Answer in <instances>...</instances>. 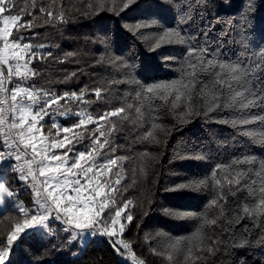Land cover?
<instances>
[{
	"label": "snow or ice",
	"instance_id": "obj_1",
	"mask_svg": "<svg viewBox=\"0 0 264 264\" xmlns=\"http://www.w3.org/2000/svg\"><path fill=\"white\" fill-rule=\"evenodd\" d=\"M138 2L139 0H120L119 6H116L115 0H112V5L106 7L108 0H94V10L97 13L100 10L118 13ZM164 2L173 6V25L164 26L148 47L149 50L155 51L162 45L185 46L179 56L161 57V63L165 65L169 60L179 61L176 68L178 75L169 80L144 84L133 76L131 79L138 87L126 95L133 96L138 103L128 101L94 117L79 104L74 110L68 104H61V100L90 104L93 101L85 100L84 97L91 91L96 100L106 102L110 101L109 94L114 89L107 86H97L93 89L85 87L79 92L73 90L56 95L51 89L37 88L35 85L18 84L12 89L7 87L13 76L27 81L38 75V72L30 67L33 60L52 58L60 63L65 60L54 57L52 50L42 51L45 48L50 49V45L23 43V36L11 38L14 27L30 29L37 26L34 13L47 16L49 19L44 21L45 23L50 22L56 13L46 7L37 8L35 0H22L24 6L19 8L17 0H0V170L11 168L17 173V178L25 181L34 194V207L28 209L14 199L16 194L13 186L0 180V206L10 203L11 210L23 213L24 217L23 222L16 223L8 234L6 245H0V264H11L9 257L12 245L22 234L27 232V235H51L55 230L50 227L49 220L58 222L62 225L61 230L70 234L66 244L76 243L78 248H81L86 247L97 236H106L118 254L132 253L131 243L120 239L134 219L132 214L123 215L125 223H121L122 214L133 204L132 200L125 201L115 210L114 215L110 214V218L102 217L109 201L115 204L116 198L111 194L119 191L116 185H120L124 178L125 170L122 164L118 165L117 162L129 158L114 155L116 146L113 143V133L120 129L112 117L125 121L132 116L133 119L129 122L136 124L143 117L141 109L145 102L149 114L156 113L160 107L175 110L183 104L180 115L191 117L200 114L197 109L202 102L204 114L217 109H230L239 114L231 120L221 121L222 123L238 127L258 122L261 128H264V111L249 113L253 108L264 110V39L247 31L252 26L253 14L257 10L255 0H246L245 8L235 19L230 15L216 16L211 23L203 26L200 21L205 19L208 10L214 6L213 0ZM13 9L17 11L14 13ZM24 15L33 18L21 24L19 22ZM58 19L62 23L69 22L63 12L59 13ZM216 24L222 25L218 33L215 32ZM125 27L131 34L136 35L140 29L149 27V22H134ZM210 33L217 36L216 41L211 39ZM36 35L39 34L34 33L33 37ZM147 35L149 34L140 32V38ZM224 37H228L229 45L238 46L234 57L222 51L225 46ZM105 42L100 39V43ZM75 55L74 52L65 53V57ZM107 62L116 68H135L134 63L130 64L119 55L109 56ZM97 63L103 64L105 61L97 60ZM4 66H7V75ZM74 77H77L75 71L66 76L65 80ZM122 82V79L113 77L108 83L118 85ZM194 99L196 103H193ZM157 100L161 103H155ZM57 115L80 118L75 123L64 126L56 121ZM46 116H51L52 122L48 126V132L44 133L46 125L41 121ZM101 121L108 124L104 131H101L105 127ZM90 124H95L96 127L90 129ZM163 127L160 123H154L153 130L146 131L137 137V140L143 142L150 138V142L159 143L155 130ZM52 129H55V132ZM74 129H82V132L74 133ZM84 133H87L90 143L85 145L84 150H77L68 134H73L75 143L78 144L83 143ZM242 134L252 136L264 145V132L258 137L253 130H245ZM139 155L143 158L148 153ZM102 156L105 158L101 159ZM193 157L203 159L204 155L194 153ZM240 165L247 167L241 168ZM114 167L117 169L115 179L109 184L107 176ZM217 170L224 173L223 180L217 178ZM209 175L212 178V198L209 204L217 209L215 218L204 214L201 228L190 236L172 238L169 234L157 233L158 236L169 238L166 250L170 248L176 251L182 242H186L183 249L184 259L192 257L195 260L202 257L193 256L194 248L216 255L218 252L228 254L237 248L252 249L264 246V220L261 219L264 217V159L258 160L252 154L236 156L227 162L216 164ZM200 188H209V181L205 178H191L190 182L170 186L169 191ZM240 193L244 195L240 196ZM102 197L106 198L98 199ZM229 197L236 198L233 204H229ZM176 215L183 216L186 213L177 212ZM245 219L250 221V225L245 224L237 229L236 225ZM205 225L214 226L219 230V234H205L202 231ZM38 228L43 231H33ZM257 228L260 231L254 232ZM73 255L77 253L73 252ZM131 258L134 264H143L134 254ZM167 258L170 261L173 259L171 255Z\"/></svg>",
	"mask_w": 264,
	"mask_h": 264
},
{
	"label": "trees",
	"instance_id": "obj_2",
	"mask_svg": "<svg viewBox=\"0 0 264 264\" xmlns=\"http://www.w3.org/2000/svg\"><path fill=\"white\" fill-rule=\"evenodd\" d=\"M257 10L253 14L252 26L248 32L254 33L260 39H264V0H255ZM37 8L46 7L56 13L50 22L44 21L49 18L43 14H35L36 25L32 28H13L12 39L23 36V43H43L52 46L42 51L52 50L54 57L64 58L65 62L60 63L52 58L47 60H33L30 67L38 72V75L27 81H22L15 76L11 79V89L16 85L46 88L53 90L56 95L73 90L79 92L82 88L93 89L97 86H107L114 89L110 95V101L102 102L96 100L90 91L84 97L85 100H92L90 104H80L79 101L68 102L61 100V104H68L74 110L79 104L87 112L96 115L120 106L122 103L135 101L133 96L126 95L138 86L131 79L135 77L141 84L169 80L178 75L176 68L178 60H169L161 63L162 56H179L185 46L162 45L155 51L149 50L156 36L164 26H172L174 22L173 6L164 0H139L138 4L129 9L114 12L111 10H94V0H35ZM119 6L120 0H115ZM205 19L200 21L201 26L211 23L216 16H232L234 19L246 6V0H213ZM89 5H93L89 7ZM112 0H108V6ZM22 0H17V8L23 7ZM17 9H13L15 13ZM63 12L68 23L59 21V13ZM24 15V22L32 19ZM158 21V22H156ZM134 22H149V27L142 28L136 35L131 34L125 25ZM222 28L216 24L215 32ZM195 31V29H193ZM140 32L147 33L140 38ZM34 33H38L33 37ZM106 34V35H105ZM213 41L217 36L210 33ZM104 39L105 43H100ZM225 46L223 52L234 57L238 46L227 43L228 37H224ZM36 49H34L35 51ZM74 52L75 56L65 57V53ZM122 56L130 64L135 65L134 70L128 68H116L107 62L109 56ZM97 60H104L105 63H97ZM6 71L7 68L5 67ZM77 72V77L65 80V77L72 72ZM113 77L122 79L124 82L114 85L108 83ZM103 95V93H102ZM123 97V99H122ZM155 103L160 104V101ZM193 103H196L195 99ZM55 107V106H53ZM181 107L172 110L160 107L156 113L149 114L147 103L141 109L143 117L136 122L130 123L133 119L121 121L117 117L111 119L116 121L120 129L113 133V143L116 146L114 155L116 157H129L123 161L118 160V165L123 166L124 173L120 185H116L118 192L112 193L115 197V204L111 201L102 213V217L110 218L117 208L121 207L127 200L133 204L122 214L134 216L131 224L120 239L131 243L132 254L143 264H264V246L252 249H233L230 253L218 252L212 255L206 251L200 252L193 249V256H201V259L189 257L184 259L183 249L186 242H182L176 251L168 248L169 238L158 236L157 233H166L170 237H184L194 234L201 228L203 215L215 218L217 209L209 204L211 194L212 178L210 173L218 163H224L236 156L252 154L257 159H264V145H261L252 136L242 134L245 130H253L258 137L264 128L260 124L253 123L245 126L232 127L231 124L222 123L223 120H231L238 113L230 109L205 113L203 103L198 105L199 115L182 117ZM51 111V109L49 110ZM261 109L253 108L250 114L260 113ZM158 116V119L156 117ZM80 117L69 115L62 117L57 115L56 121L64 126L75 123ZM51 116H46L41 122L45 124L44 133H47L51 124ZM104 124V131L108 124ZM160 123L164 127L155 130L156 140L159 143L150 142V138L140 142L137 137L146 131H152V124ZM139 125V127H137ZM95 124L88 125V128H95ZM135 128V131L133 129ZM55 132V129H52ZM82 132V129H74V133ZM73 139L77 150H84L85 145L90 143L87 133H84L83 143H75L73 134H68ZM103 139V138H101ZM2 144V141H0ZM71 146V145H70ZM107 151V145L105 146ZM148 153L141 158L140 153ZM194 153L204 155L203 159L193 157ZM105 157H101L103 159ZM244 168L247 165H240ZM117 169L108 174L109 184L115 179ZM5 176L7 184H11L15 191L14 199L20 203L24 202L34 206V194L25 181L17 178V173L11 168L0 170V176ZM224 173L217 170V178L223 180ZM191 178H205L209 181V188L198 190L169 191V187L180 182H190ZM244 193H240L243 196ZM236 198L229 197V204H233ZM207 206V207H206ZM9 203L7 209L0 214V245H6L8 234L14 229L16 223H21L22 215L12 211ZM173 213L169 215L168 213ZM177 212L186 213L178 216ZM229 216L231 213L228 214ZM264 220V217L261 218ZM250 221L245 219L236 225L237 229ZM50 227L55 231L51 235H23L12 245V252L9 257L11 264H129L122 261L110 244L109 239L99 238L96 244L89 242L86 248H78L76 243L66 244L69 233L62 231V225L58 222H51ZM202 231L205 234L216 233L219 230L214 226L205 225ZM257 228L254 232H259ZM27 236V238H25ZM155 237V238H154ZM76 252L77 255H73ZM161 253V254H158ZM171 255L170 261L167 257ZM124 257L125 255H121Z\"/></svg>",
	"mask_w": 264,
	"mask_h": 264
},
{
	"label": "rangeland",
	"instance_id": "obj_3",
	"mask_svg": "<svg viewBox=\"0 0 264 264\" xmlns=\"http://www.w3.org/2000/svg\"><path fill=\"white\" fill-rule=\"evenodd\" d=\"M10 63H13L12 61H10ZM6 68H7V66H5ZM42 122V121H41ZM61 135L63 136L64 134L63 133H61ZM51 139V138H50ZM56 151H61V150H56ZM41 179H43V177H41ZM0 180H3V181H6L5 180V176L3 175V177H1L0 176ZM106 192H107V189H106ZM106 197H102V198H98V199H105ZM109 203H110V201H109ZM20 204H22L23 206H25L26 208H28V209H32L34 206H32V205H28L27 203H26V205L24 204V202H20ZM7 205L8 204H6V205H4V206H0V214L1 213H3L6 209H7ZM109 205V204H108ZM97 207H98V205H96ZM106 210V209H105ZM104 210V211H105ZM21 215H22V220H21V223L23 222V219H24V217H23V213H21ZM51 222H53V221H51V220H49L48 221V223H49V225H50V223ZM121 223H122V218H121ZM117 227V229L119 228V225H117L116 226ZM33 231H35V232H41V231H43L42 229H35V230H33ZM25 234H27V232L25 233ZM25 234H22L21 236H23V235H25ZM102 237L103 238H106V236H97V237H95V238H93L91 241H92V243L93 244H96L98 241H99V238H101L102 239ZM108 238V237H107ZM109 239V238H108ZM89 244V243H88ZM87 244V245H88ZM87 247V246H86ZM86 247H81L82 248V250L84 249V248H86Z\"/></svg>",
	"mask_w": 264,
	"mask_h": 264
},
{
	"label": "built area",
	"instance_id": "obj_4",
	"mask_svg": "<svg viewBox=\"0 0 264 264\" xmlns=\"http://www.w3.org/2000/svg\"><path fill=\"white\" fill-rule=\"evenodd\" d=\"M5 67V66H4ZM5 75H7V71H6V69H5ZM7 87L9 88V89H11V81L7 84ZM35 167V166H34ZM30 179V178H29ZM41 179V178H40ZM42 180V179H41ZM111 244V243H110ZM117 253V252H116ZM117 255H118V257L122 260V261H127L129 264H134V262H133V260H132V258H131V255H132V253H130V254H126L124 257H122L120 254H118L117 253ZM137 259V258H136ZM138 261H140L139 259H137Z\"/></svg>",
	"mask_w": 264,
	"mask_h": 264
}]
</instances>
